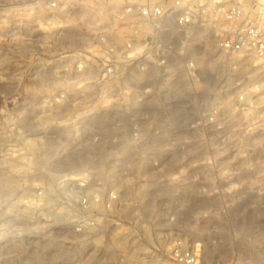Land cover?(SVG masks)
<instances>
[{
    "label": "rangeland",
    "instance_id": "374dc122",
    "mask_svg": "<svg viewBox=\"0 0 264 264\" xmlns=\"http://www.w3.org/2000/svg\"><path fill=\"white\" fill-rule=\"evenodd\" d=\"M23 1L19 8L33 2ZM18 28L13 43L0 24V264H175L178 243L203 264H264V135L225 151L187 120L205 100L218 102L216 66L208 87L180 93L41 89L30 73L54 59L5 52L53 37L36 19ZM62 32L65 43L77 34ZM61 94L59 115L62 104L47 101ZM95 103L108 109L97 116L132 119L76 118ZM85 178L118 199L95 229L78 233L67 197Z\"/></svg>",
    "mask_w": 264,
    "mask_h": 264
},
{
    "label": "built area",
    "instance_id": "2783aa9c",
    "mask_svg": "<svg viewBox=\"0 0 264 264\" xmlns=\"http://www.w3.org/2000/svg\"><path fill=\"white\" fill-rule=\"evenodd\" d=\"M18 3H0V24L9 26L4 40L14 43L18 27L33 19L54 40L20 48L13 44L5 52L54 59L30 73L34 87L98 86L146 93L208 87V69L216 66L219 100L214 105L205 100L197 113L190 110L191 128L195 123L206 127L217 148L225 151L242 150L252 138L264 135V0H33L22 8ZM66 27L77 32L69 43L60 40ZM74 77L78 81L71 86ZM47 102L62 104L59 115L65 109L62 94ZM107 110L106 103H95L76 118L132 119L96 115ZM80 186V193L67 200L77 207L71 214L77 219L75 231L85 233L96 228L97 218L105 219L114 210L118 196L97 188L89 178ZM198 252L178 243L172 258L175 264H203Z\"/></svg>",
    "mask_w": 264,
    "mask_h": 264
},
{
    "label": "bare ground",
    "instance_id": "6f19581e",
    "mask_svg": "<svg viewBox=\"0 0 264 264\" xmlns=\"http://www.w3.org/2000/svg\"><path fill=\"white\" fill-rule=\"evenodd\" d=\"M68 33H69V32H68ZM175 89H176V91H178L179 93L183 91V90H182V87H176ZM176 91H175V92H176ZM176 94H177V93H176ZM174 96H175V95H174ZM177 97H178V95H177ZM69 173H71V172H69Z\"/></svg>",
    "mask_w": 264,
    "mask_h": 264
}]
</instances>
